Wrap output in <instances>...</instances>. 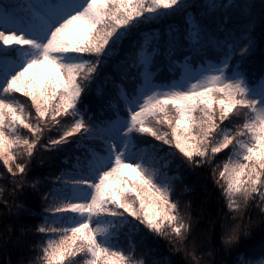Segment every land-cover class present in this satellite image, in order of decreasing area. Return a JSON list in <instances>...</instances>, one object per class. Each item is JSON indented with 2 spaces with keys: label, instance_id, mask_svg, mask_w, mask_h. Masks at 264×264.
I'll return each mask as SVG.
<instances>
[{
  "label": "snow or ice",
  "instance_id": "6c2138e0",
  "mask_svg": "<svg viewBox=\"0 0 264 264\" xmlns=\"http://www.w3.org/2000/svg\"><path fill=\"white\" fill-rule=\"evenodd\" d=\"M193 7L0 0V163L10 174L0 171V179L42 201L32 213L0 188L9 214L41 218L35 259L17 264H170L149 243L160 238L186 264H201L197 240L212 248L204 233L220 224L221 247L232 251L254 223L259 242L237 264H264V55L258 72L249 68L264 50V11L237 25L243 5ZM178 16L183 23L158 27ZM45 152L56 154L48 162L56 170L29 183ZM185 160L214 181L203 186L199 210L174 198ZM205 220L211 229L201 227ZM24 235L22 228L17 239ZM141 245L146 258L138 260ZM206 255L214 264V251Z\"/></svg>",
  "mask_w": 264,
  "mask_h": 264
},
{
  "label": "trees",
  "instance_id": "16d2710c",
  "mask_svg": "<svg viewBox=\"0 0 264 264\" xmlns=\"http://www.w3.org/2000/svg\"><path fill=\"white\" fill-rule=\"evenodd\" d=\"M190 3L194 5L192 9L193 12H200L201 5H203L206 0H189ZM218 2L231 6V4L243 5L241 9H238L237 12L233 15V21L240 25L243 21V17L245 15H250L254 11L258 16L262 11H264V0H218ZM183 17H170L168 18L164 24L158 25V27H166L167 24L175 23L177 25L183 23ZM257 39H261V33L257 32ZM264 55V50H259L257 55L253 58L252 62L249 65L250 71L258 72L261 56ZM162 79L168 78L167 71L161 74ZM28 100L27 97H23L20 102L26 103ZM101 103L97 101L95 97L91 99V104L93 110L96 109L97 104ZM167 130V129H165ZM154 139V138H153ZM44 160V163H40L37 158V163L33 166L32 173L30 174L29 183H31V177L35 176H43L47 175L50 171H55L56 169L49 167V160L53 155L52 153H43L41 154ZM223 158L221 154V159ZM181 159L183 157L181 156ZM167 161H165L166 163ZM55 163H59V159L55 161ZM162 167V165H161ZM190 165L185 160L184 168H181L179 171L180 175L186 177L185 181L182 183H178L176 185V189L174 192V198H178L181 201V205L192 202L194 207L199 210L200 204L204 199L205 193L203 192V186H207L209 188L215 187L214 181L209 179V173L207 170L197 173L192 170L189 171ZM0 171L5 172V177H9L10 174L6 172L5 166L0 163ZM172 174H177L176 167L173 165ZM199 183L202 187L197 191H193L189 193V189H192L194 185ZM0 188L5 189V198L9 201H13L15 204L20 205L23 204L25 209H31L32 213H39L42 210V201L39 196L35 193L33 189L30 187L26 190H21L18 193L12 192V182L10 178L0 179ZM216 195H219V190L216 189ZM215 204V200H213V205ZM216 212H219V207L215 208ZM225 211L227 209L225 208ZM253 220H256V213H253ZM41 222V218L38 215L31 214L26 210H23L22 214L12 215L7 212L3 203H0V264H17L21 257H24L26 260H34L36 256L35 249L33 248V244H38L39 239L38 235L35 232V226H37ZM202 228L211 229V226L208 225L207 221H203L201 224ZM24 228L26 230V235L23 236L22 239L18 240V237H21V229ZM9 229H12L10 232ZM261 228L259 224L254 223L252 233L249 237H247L244 243L240 246L239 249H235L232 251L224 250L222 245V235H221V227L220 224H217L214 229L204 233L206 237H210L212 240V248L204 247L201 244L200 240H197V245L200 250L198 251V255L202 257L201 264H205V261H208L209 264H212L211 258H209L206 253L208 251H214V264H237V256L238 253L248 252L251 254V250L249 249V244L255 243L258 244L260 239ZM8 235L12 236V239L7 243L4 242V238ZM153 248H158V252L154 253L161 258H169L170 264H176L177 261L185 260L182 255H178L176 252L172 251L169 247L168 241L160 238L157 240H152L149 242ZM191 250V246H190ZM143 245H141V250L137 253V259H145L146 257L143 255Z\"/></svg>",
  "mask_w": 264,
  "mask_h": 264
}]
</instances>
